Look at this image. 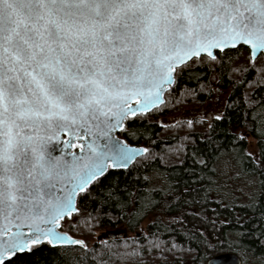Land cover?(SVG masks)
I'll return each mask as SVG.
<instances>
[{"label":"snow or ice","instance_id":"6c2138e0","mask_svg":"<svg viewBox=\"0 0 264 264\" xmlns=\"http://www.w3.org/2000/svg\"><path fill=\"white\" fill-rule=\"evenodd\" d=\"M228 62L264 72V0H0V264L45 241L87 250L62 229L97 226L90 186L140 154L113 133L134 140V118L178 77ZM54 141L80 152L55 156ZM246 155L264 175V157ZM235 247L205 238L202 255Z\"/></svg>","mask_w":264,"mask_h":264},{"label":"trees","instance_id":"16d2710c","mask_svg":"<svg viewBox=\"0 0 264 264\" xmlns=\"http://www.w3.org/2000/svg\"><path fill=\"white\" fill-rule=\"evenodd\" d=\"M230 63L214 68L199 66L178 77V87L174 85L166 93L160 107L134 118L139 133L134 140H126L145 145L148 152L128 168L109 169L95 186H90L93 199L87 201L83 211L100 217L97 226L91 231L80 226L65 229L85 240L87 250L79 245L51 246L44 242L30 252L17 253L12 264H207L212 256L227 251L237 252L243 264H264V175L246 155L264 157V72L241 74L231 71ZM217 88L227 95L217 115L178 120L171 125L164 119L182 110L178 102L187 99L204 104ZM248 136L256 146L254 152L249 149ZM220 158L232 167V178L235 172L236 181L247 179V190L222 184L217 170ZM198 192L207 195L206 203H191L199 198ZM145 196L151 203L141 206L136 202ZM250 197L258 202L256 206H252ZM128 201L132 203L126 207ZM133 207L141 210L130 221ZM191 209L208 219H201ZM144 224L146 231L136 236L134 232ZM116 226L129 235L110 241L95 236L97 230ZM216 237L239 247L202 255L204 239L215 243Z\"/></svg>","mask_w":264,"mask_h":264},{"label":"rangeland","instance_id":"374dc122","mask_svg":"<svg viewBox=\"0 0 264 264\" xmlns=\"http://www.w3.org/2000/svg\"><path fill=\"white\" fill-rule=\"evenodd\" d=\"M226 92L220 88H217L214 95L212 96V98L207 101L204 104H195L193 102H189L187 101V99H185V101H181L178 102L177 105L181 104L183 105L182 110L177 111V112H173L171 113V115L169 116H165L164 119L166 120L167 123H169V125L171 124H175L176 121L178 120H185V121H193L195 119H202V118H211L214 115H217L225 106L226 104ZM185 129H187V127H185ZM249 139L251 140V146L249 147L251 152H254L256 150V146L255 144L252 142V137L248 136ZM227 161L224 160V158H220L218 160L217 163V170L220 171L221 173V181L222 184L227 187L230 188L231 185L232 187H236V186H242L243 188H246V190L248 189V183H247V179H243L240 178L236 181V175L234 172V176L232 178V171L231 168L227 166ZM226 173V175H225ZM234 179V180H233ZM155 181V180H153ZM157 186H159V182L155 183ZM162 184V183H160ZM230 186V187H229ZM235 193V191H234ZM154 218L153 216L150 217V219ZM147 223V222H145ZM111 229H117L118 230V234L120 236H127L129 235V233L124 232V228L120 227V226H116V227H108L105 229H100L97 230L96 232V237H99V235H101L103 232L107 231V230H111ZM146 231L145 228V224L141 226V228L139 230H137L136 232H134V234L136 236H140L142 235L144 232ZM143 232V233H142ZM102 239H104V237L102 236Z\"/></svg>","mask_w":264,"mask_h":264},{"label":"water","instance_id":"95a60500","mask_svg":"<svg viewBox=\"0 0 264 264\" xmlns=\"http://www.w3.org/2000/svg\"><path fill=\"white\" fill-rule=\"evenodd\" d=\"M169 90L170 89H167V88L165 89V91H164V93L162 95V103H160L156 107L150 109L148 112L152 111L155 108L160 107L165 102L166 93ZM138 115H140V114H138ZM113 135L116 136V137H120L122 140H126L125 137L120 135V131L119 130H116L113 133ZM64 139H66V137H64ZM126 142L129 143V145L132 146L133 148L140 150V154L129 164V166H130L139 157H141L142 155L145 154L143 152V149H145V148L147 149V147L145 145H143V144L130 143L127 140H126ZM51 148L54 149L53 155H55V156H65L66 158H70V155H68V154L71 153V152H75L76 154H79V152H80V147L79 146H77L76 148H73V149H66L62 143L55 142V141L51 145ZM109 169H120V168H109ZM123 169H125V168H123ZM77 207H78V201H77ZM68 234L71 235L69 232H68ZM71 236H73V235H71ZM102 236L104 237V239H106L108 241L120 238V235L118 234V230L117 229H111V230H107V231L103 232L101 235H99L98 239L99 240L102 239ZM73 237L77 238V239H81V238H78V237H75V236H73ZM51 246H54V245H51ZM55 246H63V245H55ZM68 246H71V245H68ZM211 260H215L217 262V264H243L242 257L237 252H233V251H227V252L216 254V255H214V256H212L211 258L208 259V261H211ZM208 261H207V264H208Z\"/></svg>","mask_w":264,"mask_h":264},{"label":"flooded vegetation","instance_id":"af4514ba","mask_svg":"<svg viewBox=\"0 0 264 264\" xmlns=\"http://www.w3.org/2000/svg\"><path fill=\"white\" fill-rule=\"evenodd\" d=\"M122 136V135H121ZM124 137V136H123ZM64 230V229H63ZM66 231V230H65Z\"/></svg>","mask_w":264,"mask_h":264}]
</instances>
